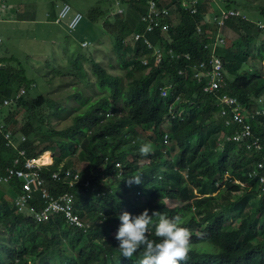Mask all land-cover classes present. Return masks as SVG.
<instances>
[{
    "label": "trees",
    "instance_id": "obj_1",
    "mask_svg": "<svg viewBox=\"0 0 264 264\" xmlns=\"http://www.w3.org/2000/svg\"><path fill=\"white\" fill-rule=\"evenodd\" d=\"M121 2L133 6L138 21L123 10L115 13V20H104L110 27L101 31L113 37L106 50L116 58L109 66L116 63L123 73L102 64L103 51L81 56L68 51L72 58L60 57L73 66L63 78L72 76L75 99L90 102L82 114L66 116L71 121L67 126L56 128L61 122L57 114L51 122L52 107L60 108L58 100L31 96L35 82L25 68L13 57L0 59V104L4 97L12 100L3 109L4 121L7 126L19 122L14 133L25 137L18 141L19 148L34 158L53 152V163L42 168L44 188L35 187L30 197L18 179L0 181V264H138L142 250L124 257L114 237L121 212L139 214L145 209L150 215L157 211L182 217L190 241L179 264H264V197H258L255 176L264 143L261 151L252 146L253 136L264 141V7L244 5L254 13L225 21L239 37L231 46L217 48L220 85L206 90L209 77L200 79L195 73L199 62L213 73L214 53L207 45L214 27L220 28L213 23L215 14L209 22L201 4L191 14L176 0H167L169 30L149 34L165 52L164 60L155 64L153 50L142 39L133 40L146 29L141 21L146 0ZM111 5L95 8L86 18L90 23L102 20ZM199 24L205 30L194 35ZM12 62L18 68L13 69ZM85 84L98 91L94 100ZM22 88L25 93L16 98ZM223 96L237 101L226 106L220 103ZM144 142L151 144L146 155L138 151ZM15 150L0 131V175L6 174ZM75 162L86 163L78 178ZM68 193L84 226L72 223L63 209L49 206L51 197L63 203ZM149 228L150 238L158 239L154 224Z\"/></svg>",
    "mask_w": 264,
    "mask_h": 264
},
{
    "label": "rangeland",
    "instance_id": "obj_2",
    "mask_svg": "<svg viewBox=\"0 0 264 264\" xmlns=\"http://www.w3.org/2000/svg\"><path fill=\"white\" fill-rule=\"evenodd\" d=\"M42 1L43 0H17L18 7L20 11H22L21 14H24V17H20L21 19H17V21H4L0 16V59L4 57H13L15 58V60L12 61H15L17 64L20 63L25 68V70L27 71L28 79H33V81L35 82L34 86H32L31 88V96L44 94L51 100H53L54 98L58 100L57 102L60 103V108L58 110L57 108L52 107L50 111L52 113L51 122H55V114L59 115L61 122L56 128H61L71 123V121H69L66 116H75L77 114H82L83 112L88 110L87 108L90 102H84L75 99V85L72 76L63 78L65 73L70 72L69 67L72 68L73 66H70V61H66V59H60V57H66L69 59L72 58L71 54L73 55V53H75L74 56L78 54H80L81 56L87 54L90 51H93V49H95L98 54H103V51L104 55H102V64L105 67L107 65V68L110 71H113L115 73H123V70L119 68L118 64L114 63L112 67L109 66L108 62L111 59L115 61L116 58V55L113 51L107 54L106 50H110L113 37L108 32L104 33L103 35V31H101V29L108 31L110 24H104V20H109L110 22L115 20V13L118 12V6L114 2V0H98L96 8H99L101 5L106 6L112 1L111 9H109V12L107 11L105 13L107 15L103 16L102 20L98 19L94 23H90V19L88 20V18H86L81 23V25L74 32L69 33L70 35L69 37H67L68 35H62V32L59 30L64 29L63 25L68 22L67 19L64 20L62 24H53L51 21L55 19V16L52 17L43 15L41 17L40 15H36L32 17V15L36 11L35 9H33L34 4L37 5V13H41L40 8L42 7ZM61 1L64 2V0H57V2L52 5L53 9H56L57 12V4H61ZM74 1L76 0H68V2H70L72 5ZM83 2V4H86L88 0H83ZM165 2H167V0H163V3ZM244 5L248 7L254 6L257 8L264 7V0H238V3H223V1L220 0H202L201 2L202 13L207 12L206 14H204V19H208L209 22H211L210 18H212L213 13L218 14L222 10L229 9V7H236L243 11H247L245 13L243 12L247 17L248 14L250 15L254 13L252 8H243ZM7 7L9 10L11 7L9 3H7ZM3 12H5V9L0 10V15ZM110 12H112V14H110ZM85 13H87V15H91L93 12L89 11ZM256 14H261V11H257ZM95 15H97V13ZM226 24L221 26L220 28L217 26L214 27L213 31L215 35H213L211 39L212 44L215 43V37L217 34L225 39L222 48L229 47L237 42V37H239L238 34H236L234 31H231V28H226ZM87 25H93L94 27H88ZM212 25L214 24L212 23ZM84 39H86V41H90L91 44L88 47L82 45ZM257 42L261 43L262 41L259 40ZM68 51H70L71 54L66 53ZM56 55L58 56V59L55 57ZM97 57H99L98 60L101 59L100 55H97ZM15 62H12V64L14 65L13 69H16V67L18 68V65ZM46 70H49L50 72L47 73ZM58 71L63 73L60 74ZM46 77L47 79H52V82L49 83ZM90 86L91 84L87 85L88 92L89 94L93 95L94 100L98 91L94 90L93 86ZM56 110L58 111L57 113H55ZM1 120L6 124V122L4 121L3 110L1 112ZM17 124L13 123L9 126H7L6 124V126L7 128H10V130H12L14 133V129L17 127ZM22 137L23 136L19 134H15L16 142L21 140ZM50 152L52 153H49L52 159L53 152ZM189 159H193L192 156H189ZM42 163L47 164L44 161H42ZM74 165V169L77 171V173H80L84 168H86V163L83 162H75ZM117 185L118 184H116V186ZM234 218L235 223L240 222L239 215L236 214ZM87 227H89V224L86 225V228ZM66 231L72 232L71 229H66ZM67 245L73 250L71 241H68Z\"/></svg>",
    "mask_w": 264,
    "mask_h": 264
},
{
    "label": "built area",
    "instance_id": "obj_3",
    "mask_svg": "<svg viewBox=\"0 0 264 264\" xmlns=\"http://www.w3.org/2000/svg\"><path fill=\"white\" fill-rule=\"evenodd\" d=\"M162 1L163 0H146V11L141 16V21L145 23L146 29L144 32L135 33L133 37L134 41L142 39L144 43L149 47V49L153 50L155 64H159L162 60H164L165 52L163 48L160 47L158 41L156 44L153 43V41L149 37V34H153L157 31H160L164 34L170 28L168 19H170L171 17V8L162 3ZM201 1L202 0H176L177 6L180 9L188 11L191 14H196L199 11L198 6L199 4H201ZM0 7L5 8L6 4L1 3L0 1ZM57 8L58 15L56 18V22H61L67 19V28L69 32L75 31L84 20V14L80 11H74L72 4L68 1L57 4ZM118 13H123V9H118ZM230 18L247 19L248 17L243 13V11L239 9L229 8L227 10H222L219 14H215L213 16V23L221 27L225 24V21ZM260 26L264 27V23H261ZM204 30L205 28L199 24L197 26V32H195L194 35L196 33H203ZM224 42L225 39L217 34L215 37V43H210L207 45V47H211L212 52L214 53L212 59V74H210V71L205 67V64L207 63L199 62L197 65L195 76L201 79V77L205 75L210 79L209 86L206 87V90L216 89L220 85V82L217 80V75L221 70V59L218 57L216 50L217 48L222 47ZM89 44L90 41L82 42L83 46H88ZM172 51V49L169 50V52ZM143 63L144 65L148 64V60H144ZM25 91L26 90L22 88L16 94V98H19L21 95H23ZM163 94L166 95V89L163 90ZM236 101L237 100L235 98H229L228 96H223L220 98V103L226 106H231L236 103ZM11 103L12 100L10 98L4 97L2 103L0 104V131L3 133L8 147L14 148V150L16 149L15 151H17V153L12 157L11 164L7 166L6 174L0 175V181H6L8 178L18 179L22 183L23 191L27 194L28 197H30V193L35 187L44 188L46 181L42 175V168L49 163H42L43 160L40 157H28L26 149L19 148V145L14 141L12 130L7 128L6 124L1 120L2 110L5 107L9 106ZM22 140L24 141L25 137H22ZM78 175L79 173L76 174L75 178H78ZM53 176L58 177V174H54ZM85 186L88 187L89 184L85 183ZM43 191V196H48V190L45 188L43 189ZM62 200L63 203H61L59 199L56 200L51 197L49 206L54 208L55 210H59V208L63 209L71 221H74L76 225L83 226L78 216L72 212L73 195L66 194L62 197ZM49 206L45 208L42 214L43 219L47 217Z\"/></svg>",
    "mask_w": 264,
    "mask_h": 264
},
{
    "label": "clouds",
    "instance_id": "obj_4",
    "mask_svg": "<svg viewBox=\"0 0 264 264\" xmlns=\"http://www.w3.org/2000/svg\"><path fill=\"white\" fill-rule=\"evenodd\" d=\"M263 143L259 136H253L252 146L257 150L261 151ZM138 151L142 155L148 154L151 151L150 142L141 143ZM255 176L258 179V197H264V158L259 161V171ZM236 182L239 183L238 180ZM154 216H158L156 221L152 219ZM118 220L120 223L114 238L118 242L121 255L131 257L141 249L138 264H179L189 251V230L182 226L183 221L179 214L168 217L157 211L150 215L147 209L139 214L125 210L118 215ZM153 224L154 235L158 238L156 240L150 238L149 226Z\"/></svg>",
    "mask_w": 264,
    "mask_h": 264
},
{
    "label": "crops",
    "instance_id": "obj_5",
    "mask_svg": "<svg viewBox=\"0 0 264 264\" xmlns=\"http://www.w3.org/2000/svg\"><path fill=\"white\" fill-rule=\"evenodd\" d=\"M0 1H1V3L6 4L5 8L0 7V10L5 9V12H3L0 15L4 21H8V22L13 21L14 22V21H17V19H21L22 17H24V14L23 13L21 14L22 11H20V9L18 7L17 0H0ZM64 1H68V0H64ZM55 2H57V0H43L41 3L42 7L40 8V12H41L40 14L37 13V9H36L37 5H35L33 3L34 4L33 9H35L36 11L32 15V17L36 16V15H40L41 17L43 15L52 16V17L55 16V19L51 22L53 24L57 23L56 22V17H57L56 15H58V12L56 11V9L54 10L53 6H52ZM61 2H63V1H61ZM114 2L117 4L118 9L125 10V13H128L129 15L132 13L135 20L138 21V15L136 14L135 10L133 9V6H130L129 4L128 5L122 4L123 2H121V0H114ZM7 3H9V5L11 6L9 10L7 7ZM83 3H84L83 0H76L73 2V7H74V11H80L84 14V20H85L86 15H87V13H85V12L95 10L97 3H98V0L97 1L96 0H88V2L86 4H83ZM63 26H64L63 27L64 29H59V28L58 29L62 32V35L66 36V34L68 33V28L66 26V23ZM83 41H86V39H84ZM52 157H53V155H52Z\"/></svg>",
    "mask_w": 264,
    "mask_h": 264
},
{
    "label": "bare ground",
    "instance_id": "obj_6",
    "mask_svg": "<svg viewBox=\"0 0 264 264\" xmlns=\"http://www.w3.org/2000/svg\"><path fill=\"white\" fill-rule=\"evenodd\" d=\"M15 142H16V140H14ZM21 141H23L22 139H21ZM16 144H18L19 145V143H18V141L16 142ZM49 153H51L50 151H47V152H45L44 154L45 155H41L40 157H42V160L44 161V162H46V163H48L50 160L52 161H50L49 162V164H51V163H53V158L51 159V156H50V154ZM52 154V153H51ZM31 158H34V157H31ZM68 194H70V195H73V194H71V193H68ZM66 195V194H65ZM74 202H75V200H74V196H73V204H72V206H73V208H72V212L73 213H75L74 212ZM69 218V217H68ZM70 220V219H69ZM71 221V220H70ZM72 223H74L75 224V222L74 221H71ZM84 226V225H83Z\"/></svg>",
    "mask_w": 264,
    "mask_h": 264
}]
</instances>
